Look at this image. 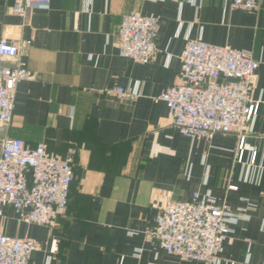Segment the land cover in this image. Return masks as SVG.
<instances>
[{
    "label": "crops",
    "instance_id": "1",
    "mask_svg": "<svg viewBox=\"0 0 264 264\" xmlns=\"http://www.w3.org/2000/svg\"><path fill=\"white\" fill-rule=\"evenodd\" d=\"M11 5L0 0V40L29 41L17 62L33 78L15 85L10 125L0 138L29 147L42 142L60 158L74 150L64 214L52 226L21 222L9 206L0 215L1 233L37 242L28 263L203 264L154 255L145 231L163 201L184 202L208 190L217 203L248 217L231 226L218 264H261L264 0L254 12L229 11L223 0H49L47 10L32 7L22 17L10 13ZM131 10L158 20L156 54L146 64L119 57L113 45L120 16ZM186 39L259 61L251 94L258 107L244 128L240 161L236 135L190 141L169 124L157 99L175 83ZM114 87L136 89L137 96L103 92Z\"/></svg>",
    "mask_w": 264,
    "mask_h": 264
},
{
    "label": "built area",
    "instance_id": "2",
    "mask_svg": "<svg viewBox=\"0 0 264 264\" xmlns=\"http://www.w3.org/2000/svg\"><path fill=\"white\" fill-rule=\"evenodd\" d=\"M258 1L223 3L229 11L254 12ZM48 3L49 0H12L10 13L22 17L32 7L47 10ZM84 10L88 11V2ZM157 29L156 17L136 10L123 13L113 43L118 56L140 64L151 62L156 54ZM28 45L29 41L0 40V132L10 125L15 85L33 78L17 62L19 53ZM3 61L11 64L3 65ZM258 65L259 61L248 52L186 39L175 83L157 96L166 107L169 124L190 141H209L215 134L236 135L240 161L243 131L258 107V102L251 99ZM103 92L126 100L137 96L136 89L122 87L105 88ZM73 155L72 148L60 158L48 154L42 142L29 147L18 138H0V215L9 206L21 222L52 226L54 219L64 214L73 181ZM253 159L254 153L250 165ZM242 180H246L245 175ZM227 190L234 191L235 187L230 185ZM247 218L243 211L232 212L217 203L208 190L192 192L188 201L169 199L155 207L145 240L154 255L162 252L183 263L218 264V254L231 226ZM36 248L34 240L0 232V264H29V255Z\"/></svg>",
    "mask_w": 264,
    "mask_h": 264
},
{
    "label": "water",
    "instance_id": "3",
    "mask_svg": "<svg viewBox=\"0 0 264 264\" xmlns=\"http://www.w3.org/2000/svg\"><path fill=\"white\" fill-rule=\"evenodd\" d=\"M229 81L233 82L236 81V79H229ZM217 82H219V80H217Z\"/></svg>",
    "mask_w": 264,
    "mask_h": 264
}]
</instances>
